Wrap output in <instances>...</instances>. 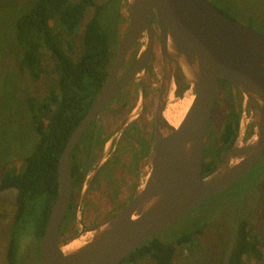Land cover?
<instances>
[{
  "label": "water",
  "instance_id": "1",
  "mask_svg": "<svg viewBox=\"0 0 264 264\" xmlns=\"http://www.w3.org/2000/svg\"><path fill=\"white\" fill-rule=\"evenodd\" d=\"M129 25L111 68L91 107L68 139L58 166L59 192L41 240L37 264H120L167 225L226 190L264 155V34L230 18L209 0H132ZM159 21L163 75L157 107L152 166L141 191L103 223L80 226L73 248L60 241V228L71 203V153L88 126L114 96L147 68L154 46L151 24ZM149 39L135 65L121 81L117 76L139 36ZM240 91L249 104L238 137L223 161L202 174L205 134L217 93L218 77ZM189 101L178 125L167 119L170 104ZM252 134L244 141L248 125Z\"/></svg>",
  "mask_w": 264,
  "mask_h": 264
},
{
  "label": "trees",
  "instance_id": "2",
  "mask_svg": "<svg viewBox=\"0 0 264 264\" xmlns=\"http://www.w3.org/2000/svg\"><path fill=\"white\" fill-rule=\"evenodd\" d=\"M104 7V2L98 3L96 0H35L16 20L14 38L23 53L20 63L23 74L37 82L46 73L44 58L50 56L56 79L54 87L50 88L44 99L30 96L27 101L32 125L39 137L34 149L22 159L19 167L4 168L0 178V192L12 188L17 190V206L6 253L7 264H17V230L20 223L33 220L41 242L59 192L58 166L63 149L91 107L113 63L115 51L99 19ZM89 8L94 9V14L85 24L82 53L76 58L72 56V36ZM224 81L229 83L226 79ZM235 108L232 103L219 133L218 153L211 161L203 163V176L215 170L221 153L228 151L236 141L240 111L236 112ZM72 169L81 183L83 177L79 174L78 166ZM66 213L61 222V237L75 226L74 206H70ZM204 228L202 226L186 232L174 242H165L154 235L120 264L143 258H150L155 264H175L178 246L195 241ZM251 232L249 223L243 220L227 264H244V256L251 254L257 260L263 259L264 242Z\"/></svg>",
  "mask_w": 264,
  "mask_h": 264
},
{
  "label": "rangeland",
  "instance_id": "3",
  "mask_svg": "<svg viewBox=\"0 0 264 264\" xmlns=\"http://www.w3.org/2000/svg\"><path fill=\"white\" fill-rule=\"evenodd\" d=\"M34 1L0 0V178L3 176L4 168L19 167L22 159L34 149L39 137L33 128L27 101L30 96L44 99L50 88L54 87L56 79L53 60L49 53H46L49 57L44 58L46 73L37 82L31 81L20 69L23 53L15 41L14 29L18 16L27 11ZM96 1L104 2L105 7L99 19L108 33L112 50L116 51L126 33L124 21L128 18L130 1ZM209 1L230 18L264 34V0ZM93 14L94 9L89 8L75 35L72 36L73 57L77 58L82 53L81 40L84 27ZM220 83L223 87H219L217 91L210 117L211 132L214 137L210 140L208 135L206 151L209 152V156L218 153V147L214 145L219 142L215 137L223 128L232 103L235 100L237 103L242 101V109L245 108L247 115H250V109L244 102L242 93L233 90L232 85L227 82ZM235 110L239 111L237 108ZM16 197L17 190L13 188L0 192V264H7L6 251L17 206ZM96 203L101 210L103 209L104 214L113 206L104 187L102 194L97 195ZM86 209L81 208L80 217L82 224L89 228L90 225H94V222H90L94 218L88 216L92 212L85 213ZM105 220L106 217H102L97 222L101 224ZM243 220L249 223L251 234L262 238L264 242V155L252 169L229 188L167 225L156 234V237L165 242H174L182 234L204 226L203 233L197 236L195 241L178 246L175 264H227L236 233ZM85 222L89 226L85 225ZM74 225L72 230L66 233L67 240L64 243H69L80 235L81 229L76 221V212ZM18 227L17 264H37L41 245L38 240V227L33 220L20 223ZM262 253V260H257L252 254L245 255L244 264H264V246ZM123 264H155V261L143 258L133 263L125 261Z\"/></svg>",
  "mask_w": 264,
  "mask_h": 264
},
{
  "label": "flooded vegetation",
  "instance_id": "4",
  "mask_svg": "<svg viewBox=\"0 0 264 264\" xmlns=\"http://www.w3.org/2000/svg\"><path fill=\"white\" fill-rule=\"evenodd\" d=\"M126 19L127 21L124 22H126L127 31L129 21L128 18ZM151 20L154 46L147 68L137 72L136 78L119 90L106 108L88 126L71 153V168L75 165L78 166L79 174L83 178L79 183L80 180L76 179L74 169H72L73 192L69 208L74 206L75 212L78 208L80 210L87 208L85 213L92 212L93 215L88 216L94 218L93 221H90L94 222V225L89 226L85 222L89 228L99 225L100 223L97 222L99 218L106 217L107 220L125 208L136 193L141 191L151 170V152L156 145L157 107L163 75L159 21H154V16ZM148 39L147 32L139 36L136 44L125 57L117 76V82L121 81L124 75L133 68ZM224 79L218 77L217 91L219 87H223L220 82H225ZM233 90L238 92L234 87ZM233 104L240 111V126L243 102L237 103L235 100ZM211 129L209 119L202 165L204 162L211 161L217 154L209 156V152L206 151L208 135L210 140L214 137ZM252 129V125H249L244 137L245 141L251 136ZM219 133L215 137L217 142H219ZM214 146H220V142ZM229 150L221 153L217 166L223 161ZM103 187L107 190L108 197L113 203V206L105 214L96 203L97 195L102 194ZM123 193L126 194L123 195ZM62 240H67V237L60 236L61 243H63Z\"/></svg>",
  "mask_w": 264,
  "mask_h": 264
},
{
  "label": "bare ground",
  "instance_id": "5",
  "mask_svg": "<svg viewBox=\"0 0 264 264\" xmlns=\"http://www.w3.org/2000/svg\"><path fill=\"white\" fill-rule=\"evenodd\" d=\"M187 100H184V102L176 103V104H170L166 111L165 115L169 122H171L173 125H178L185 114L186 108L188 106ZM77 242L69 243L64 247V249L68 250L70 248H73L74 245H76Z\"/></svg>",
  "mask_w": 264,
  "mask_h": 264
}]
</instances>
